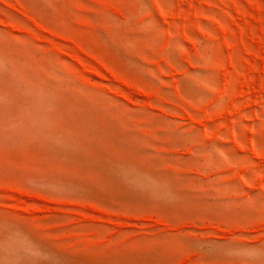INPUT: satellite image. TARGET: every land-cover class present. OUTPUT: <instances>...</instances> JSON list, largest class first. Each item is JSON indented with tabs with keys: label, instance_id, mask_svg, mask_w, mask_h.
I'll return each instance as SVG.
<instances>
[{
	"label": "rangeland",
	"instance_id": "obj_1",
	"mask_svg": "<svg viewBox=\"0 0 264 264\" xmlns=\"http://www.w3.org/2000/svg\"><path fill=\"white\" fill-rule=\"evenodd\" d=\"M0 264H264V0H0Z\"/></svg>",
	"mask_w": 264,
	"mask_h": 264
}]
</instances>
